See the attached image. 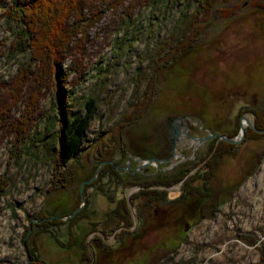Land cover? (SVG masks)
<instances>
[{"label":"rangeland","instance_id":"374dc122","mask_svg":"<svg viewBox=\"0 0 264 264\" xmlns=\"http://www.w3.org/2000/svg\"><path fill=\"white\" fill-rule=\"evenodd\" d=\"M19 2L0 0V82L7 85L16 67L28 61L26 53L9 56L15 26L6 10ZM260 3L264 0H216L219 8L232 11L231 16L206 23L197 47L183 51L174 64L157 71L156 93L149 101L143 94L149 91L151 52L180 26V16L191 17L195 0L137 6L130 15L127 3L116 9L102 5L101 18L89 29L80 53L74 52L76 41L64 51L59 62L64 82L59 90L51 84L42 86L38 96L32 93L30 98L34 86H24L19 100L11 104L9 120L2 123L0 264H264V137L241 141V122L245 130L249 127L242 117L252 123V116L239 115L245 107H264V9ZM83 12L88 16L87 8ZM88 99L92 114L80 153L58 167L62 119L82 116ZM29 110L26 138L18 142L10 126ZM134 111L133 121L141 125L175 112L197 117L219 134L237 129L241 139L234 154L220 157L210 181L217 190L210 198L212 206L204 207L200 198L189 194L182 201V186L196 187L195 176L170 183L191 168L194 157L184 163L187 168L182 164L181 174L179 168L163 173L149 167L148 177L113 176L118 172L115 164H123L126 158L122 148L133 130L127 126L131 121L122 116ZM107 163L110 170L104 168ZM57 178L72 179L65 189L55 190ZM95 178L99 180L93 183ZM145 186L160 190L159 198L132 203L131 197ZM168 200L182 212L174 211L165 219L156 208ZM118 202L125 204L129 224L112 216ZM82 210L87 218L71 224V233L79 240L71 246L68 221ZM41 213L50 221L48 228L37 218ZM43 228L45 232L40 231ZM120 239L123 247L117 245ZM101 245L114 250L108 257H96Z\"/></svg>","mask_w":264,"mask_h":264},{"label":"trees","instance_id":"16d2710c","mask_svg":"<svg viewBox=\"0 0 264 264\" xmlns=\"http://www.w3.org/2000/svg\"><path fill=\"white\" fill-rule=\"evenodd\" d=\"M163 1L164 0H20L17 5L7 8V19H10L15 26L11 40V54H9V56L12 57L16 52L21 54L26 53L28 54V61L26 64H19L16 67V73L9 81L8 85L0 82V91L3 88V91L0 94V130L3 128L2 123L9 120L8 116L11 104H14L19 100L21 89L24 86H34V90L31 88L30 98L32 93L33 97H37L38 91L43 85L48 86L51 84L55 87V91L59 90V84L64 82V80H61L59 72V62L63 57L62 55L64 51L68 50L67 48H69L71 42L76 41V45L73 46V49L76 54L80 53V50L86 41L89 29L101 18L103 12L100 11V8L104 3H107V9H116L120 5L127 3L128 15H130L132 10L137 6L154 5ZM195 4L196 7L191 13V17L187 19L185 18L186 15L180 16V26L171 30L167 39L159 43V48L156 52H151L150 61L152 62L153 67L152 73L149 77V87L147 86L149 91L148 93L144 92L143 94L144 96L147 94V101L151 100L156 93L155 86L157 71L174 64L179 54L183 51L197 47V44L201 40L203 27L206 23L211 22L213 18L216 17L227 18L231 16L232 11L225 10L223 7L219 8L216 5V0H195ZM260 5L264 9V4L260 3ZM84 8H87L89 13L88 16L84 15ZM57 97L59 98L60 95L57 94ZM142 99L144 98H139V100ZM147 103L144 104V110L146 107L148 109ZM90 104L91 101L88 99L86 102L87 109L82 116H75L71 119H62L57 137L58 148L56 158L59 163H56V166L59 167L69 161V159L76 158L80 153L86 124L92 114ZM30 111L31 110H29L27 114H23L25 116L24 118L21 116L14 120L10 126L12 131L15 132L14 136L18 142H23V139L26 138L24 133L25 130L29 128L27 126V121L29 119ZM136 113L137 112L134 111L133 114L131 113V115L122 117H125L127 121H133L136 119ZM244 113L251 114L252 124L256 129L264 130V107L262 109H249L245 107L240 110L239 115L241 116ZM236 133L237 129L235 128L228 136H233ZM263 137L264 133H258L254 131V129L247 127L242 141H247L249 139L256 140ZM100 141L102 142V139H100ZM210 143H217L214 155L205 163L208 167V172L211 174L212 167L218 165L220 159L219 156L221 154H234L235 144H229L215 139L211 140ZM104 168L110 170L111 165L108 164ZM67 174L68 172L65 175ZM71 179L72 178H57V182L53 181L54 185L56 184L53 188L55 190L60 188L65 189ZM179 179L181 178H171L170 183ZM97 180H99V178H95L93 183ZM203 186H205V183H203ZM146 187L147 186L141 188L140 194L138 193L131 197L132 203L136 202V200L139 201V198L145 201H143V204L156 201L159 198L161 194L160 190H151ZM192 190H194L193 187L188 188L187 184L183 185L181 194L182 201L186 199L185 195ZM209 190L210 189L206 187V193H204L206 195L200 197L204 207L212 206L210 205L211 197L208 196ZM120 205L114 209L112 216H118L123 223L129 224L131 220L128 216V210L124 203H121ZM139 208L140 207H138V209ZM118 209H122L126 216H120ZM50 215L54 216L52 214ZM84 217L87 218L83 210L75 214V216L68 221V228H70L71 224L72 226L77 224V222ZM37 218L39 222L47 224L46 228L49 227L48 224L50 221H47L48 217H46L45 214L41 213ZM55 223H57V221L54 222V224ZM46 224H42L43 227ZM40 231L45 232L44 228ZM68 235H71V246L76 244V242H79V240H76L77 237L71 233V228L68 229ZM83 255L85 256V252ZM87 260L88 259L86 258V261ZM186 263V261H183L180 264Z\"/></svg>","mask_w":264,"mask_h":264},{"label":"flooded vegetation","instance_id":"af4514ba","mask_svg":"<svg viewBox=\"0 0 264 264\" xmlns=\"http://www.w3.org/2000/svg\"><path fill=\"white\" fill-rule=\"evenodd\" d=\"M127 126H129L130 130L132 128L133 130L129 133V136L126 138V144L122 148L126 154L123 164H115V168L118 171L114 172L116 178H121L120 173H127L132 178H136L138 175L148 177L151 176L148 172L149 167H155L157 171L163 173L179 168V174H181V172L184 171L183 167L186 166L184 163L189 162V159L194 157L196 160L193 164H190L191 168L188 171L186 170L184 175L175 177L189 178V176L191 177L192 175L195 176V178H198V184L196 187H193L194 190L188 192L189 195H194L196 198L206 195L204 194L206 193V187L210 189L208 193L209 197L217 192V190H213L212 185L210 184V181L215 175V169L217 166L212 167V173L210 174V172H208V167L205 165L206 161L214 155L217 148V143L211 144L210 141L215 139L225 142L220 136H225L230 139L235 138L237 137V133L233 136H228L234 129L225 132V134H219L214 129L209 130L204 127V123L201 122L200 119H197V117L175 112L153 117L143 125L139 124L138 121H131ZM209 135L212 137L207 138L202 142H196L193 139L195 137H207ZM229 144L236 145V143ZM118 149L121 153L122 149L119 147ZM221 156H223V154L219 157ZM168 159L171 161L165 163L164 161ZM141 160L147 161V164L143 167L140 166L139 161ZM182 164H184L183 167H181ZM187 167L188 166H186V168ZM249 173L250 171L248 170L246 175ZM180 182V186L183 185V180ZM203 183H205V186H203ZM178 189L180 191V188ZM168 201L167 204L163 203L162 207L156 208L157 210L159 209L162 211L163 218L165 219L169 217L171 213H174V211L182 212L181 208L174 207L172 200ZM198 208L202 211L201 206ZM156 209H154V211H157ZM130 235L134 236L136 234L131 233ZM117 245L123 247L121 239ZM98 249L96 257H108L109 252L114 250L113 248H102V245Z\"/></svg>","mask_w":264,"mask_h":264},{"label":"water","instance_id":"95a60500","mask_svg":"<svg viewBox=\"0 0 264 264\" xmlns=\"http://www.w3.org/2000/svg\"><path fill=\"white\" fill-rule=\"evenodd\" d=\"M242 118H243V120H245V124H246L247 126L253 128V129H254L256 132H258V133H264V130H260V129H256V128H254L253 125H252V123L249 121V119H247L246 117H242ZM244 132H245V126H244V123L241 122V125H240V137H241V138L244 136ZM210 137H212V136L209 135V136H207V137H195V138H193V139H194V141H196V142H202V141H204L205 139L210 138ZM240 137H239V138L235 137V138H231V139H230V138H227V137H225V136H220V138H221L222 140H224L225 142H228V143H236V142L240 141V139H241ZM168 161H169V159L166 160V161H164V162H168ZM144 165H145L144 162L140 164L141 167H143Z\"/></svg>","mask_w":264,"mask_h":264},{"label":"bare ground","instance_id":"6f19581e","mask_svg":"<svg viewBox=\"0 0 264 264\" xmlns=\"http://www.w3.org/2000/svg\"><path fill=\"white\" fill-rule=\"evenodd\" d=\"M108 8V7H107ZM106 8V9H107ZM149 26V25H148ZM175 29V28H174ZM19 31H21V30H19ZM177 31V30H176ZM39 35V34H38ZM178 35V34H177ZM35 37H37V36H35ZM19 38V37H18ZM34 38V37H33ZM167 38V37H166ZM128 42V41H127ZM131 46V45H130ZM132 47V46H131ZM15 49V48H14ZM2 50V49H1ZM167 58V57H166ZM71 65V64H70ZM27 70V69H26ZM26 74V73H25ZM25 77V76H24ZM44 86V85H43ZM149 87V86H148ZM100 89H101V87H100ZM138 97V96H137ZM145 99V98H144ZM67 106V105H66ZM140 108V107H139ZM147 108V107H146ZM13 113V112H12ZM189 126V125H188ZM18 135V134H17ZM16 141V140H15ZM82 143V142H81ZM97 146V145H96ZM97 148V147H96ZM138 152V151H137ZM161 163V162H160ZM109 175V174H108ZM114 176V175H113ZM140 183V182H139ZM62 184V183H61ZM56 185V184H55ZM150 185V184H149ZM168 192V191H167ZM111 197V196H110ZM113 198H114V196H113ZM148 199V198H147ZM111 200H113V199H111ZM119 203V202H118ZM120 204V203H119ZM120 208V207H119ZM119 211V210H118ZM141 214V213H140ZM40 215V214H39ZM33 224V223H32ZM42 224V223H41ZM31 227V226H30ZM136 229V228H135ZM39 230V229H38ZM37 230V231H38ZM105 231V230H104ZM121 232V231H120ZM36 233V232H35ZM38 234V233H37ZM24 236V235H23ZM70 238H71V235H70ZM83 246V245H82ZM115 246V245H114ZM29 250V249H28ZM38 254V253H37ZM88 255V254H87ZM84 257V256H83ZM85 258V257H84ZM81 263V262H80ZM79 263V264H80Z\"/></svg>","mask_w":264,"mask_h":264}]
</instances>
